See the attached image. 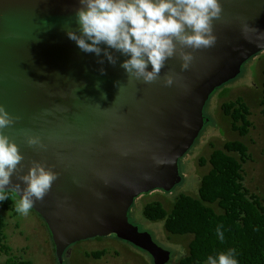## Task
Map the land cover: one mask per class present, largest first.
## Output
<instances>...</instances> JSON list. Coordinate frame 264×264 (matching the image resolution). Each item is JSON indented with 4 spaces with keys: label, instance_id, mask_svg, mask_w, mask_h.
<instances>
[{
    "label": "water",
    "instance_id": "95a60500",
    "mask_svg": "<svg viewBox=\"0 0 264 264\" xmlns=\"http://www.w3.org/2000/svg\"><path fill=\"white\" fill-rule=\"evenodd\" d=\"M220 3L222 17L213 21L216 43L185 48L193 55L187 69L174 56L165 61L160 80L144 83L128 78L120 66L128 56L99 45L116 57L112 64L103 51L84 52L68 38L65 30L77 28L79 0H0V104L16 117L4 131L24 156L21 175L33 160L57 174L32 206L57 259L73 241L113 232L145 250L154 264L167 261V250L127 222V208L137 192L167 190L180 180L176 160L207 120L202 106L208 94L264 49L258 39L264 0ZM241 18L257 29L247 38ZM168 73L174 76L171 86L163 83ZM26 131L39 136L42 146H28ZM11 181L4 190L25 187L16 173Z\"/></svg>",
    "mask_w": 264,
    "mask_h": 264
},
{
    "label": "clouds",
    "instance_id": "9594fccd",
    "mask_svg": "<svg viewBox=\"0 0 264 264\" xmlns=\"http://www.w3.org/2000/svg\"><path fill=\"white\" fill-rule=\"evenodd\" d=\"M81 7L75 12L77 28H67L69 39L75 41L84 52L99 54L103 51L107 60L115 64L116 57L108 48L128 56L121 63L128 78L153 83L160 80L165 61L174 56L181 60V68L187 69L193 60V50L208 48L216 43L213 21L220 20L223 8L220 0H79ZM44 21V20H43ZM48 23L47 21H44ZM241 32L247 38L249 31H257L241 18ZM79 33V34H77ZM258 39L264 41V32ZM102 63V61H101ZM149 64L151 70H148ZM103 72V69H101ZM174 76L165 74L163 83L171 86ZM99 87V82H97ZM80 86L77 87V90ZM104 97V93H101ZM47 112V110H45ZM16 117L0 104V201L8 199L3 191L12 183L16 173L23 181L22 189L17 183L13 186L21 199L15 207L19 214L27 215L35 201H42L56 180L57 174L45 167L43 162L33 160L25 174L19 167L24 159L18 145L4 131L10 128ZM25 143L28 146H42L39 136L26 131ZM223 226L216 228L217 237L223 241ZM236 250L229 248L215 257L209 255L207 264H238Z\"/></svg>",
    "mask_w": 264,
    "mask_h": 264
},
{
    "label": "trees",
    "instance_id": "16d2710c",
    "mask_svg": "<svg viewBox=\"0 0 264 264\" xmlns=\"http://www.w3.org/2000/svg\"><path fill=\"white\" fill-rule=\"evenodd\" d=\"M251 56L241 61L240 65ZM259 58L261 67L256 107L264 116V53ZM239 71L225 82L236 78ZM224 89L220 90V94L224 93ZM219 108L229 130L238 138L226 139L220 146L210 143L207 155L197 157L196 165L207 168L200 174L195 193L176 194L167 210L158 200L146 201L141 206V215L150 221L160 220L166 234L191 235L176 264H207L209 255L215 257L229 248L236 250L238 264H264V194L249 189L244 183L243 173V164L250 159V152L248 144L241 138L253 127L251 109L240 96L223 100ZM3 191L9 198L0 201V209L8 211L9 218L14 217L17 213L13 201H20L21 198L12 190ZM30 210L41 217L32 208ZM13 225L16 227L17 223ZM219 225L223 226V241L216 235ZM6 227L7 222L0 216V254L4 256V264H32L29 259L13 254L6 242ZM84 255L98 259L104 251H85Z\"/></svg>",
    "mask_w": 264,
    "mask_h": 264
},
{
    "label": "rangeland",
    "instance_id": "374dc122",
    "mask_svg": "<svg viewBox=\"0 0 264 264\" xmlns=\"http://www.w3.org/2000/svg\"><path fill=\"white\" fill-rule=\"evenodd\" d=\"M263 53L264 49L244 61L236 78L227 82L222 81L216 84L215 88L212 86L214 90L210 91L212 93L202 106V114L207 120L190 147L177 157V175L180 176V180L169 190L153 186L137 192L128 207L127 222L135 226L137 231L149 233L155 244L169 252L164 264H176L177 258L184 253L191 235L166 234L160 220L150 221L141 215V206L144 202L154 199L160 201L167 210L176 194L195 193L200 174L207 168L196 165L197 157L207 155L210 143L220 146L226 139L238 138L229 130L228 122L221 114L219 104L223 100L240 96L250 106L253 127L241 138L248 144L250 152V159L243 164L244 183L249 189L264 194V116L260 115L256 107L261 67L259 57ZM222 88H225L224 93L220 94ZM13 202L18 205L19 200L14 199ZM0 216L7 222L6 242L11 246L13 254L29 259L32 264H154L145 250L117 238L113 232L73 241L57 259L45 222L36 213L29 210L27 215L17 213L9 218L8 211L0 209ZM15 222L16 227L13 225ZM99 249H103L104 255L98 259L84 255L85 251ZM3 260L4 256L0 254V264H4Z\"/></svg>",
    "mask_w": 264,
    "mask_h": 264
}]
</instances>
